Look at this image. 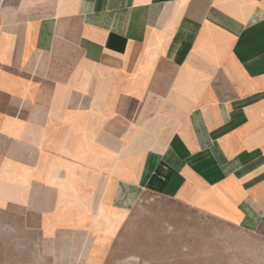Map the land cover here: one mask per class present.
Segmentation results:
<instances>
[{
    "label": "crops",
    "instance_id": "obj_1",
    "mask_svg": "<svg viewBox=\"0 0 264 264\" xmlns=\"http://www.w3.org/2000/svg\"><path fill=\"white\" fill-rule=\"evenodd\" d=\"M139 193L264 234V0H0V211L103 264Z\"/></svg>",
    "mask_w": 264,
    "mask_h": 264
},
{
    "label": "rangeland",
    "instance_id": "obj_2",
    "mask_svg": "<svg viewBox=\"0 0 264 264\" xmlns=\"http://www.w3.org/2000/svg\"><path fill=\"white\" fill-rule=\"evenodd\" d=\"M16 212L0 211V264H83V242L50 239ZM124 214L98 210V230L110 237L103 264H264V234L187 204L139 193Z\"/></svg>",
    "mask_w": 264,
    "mask_h": 264
}]
</instances>
